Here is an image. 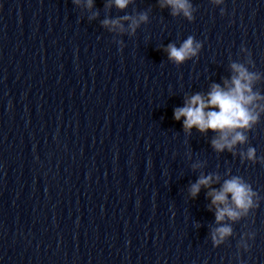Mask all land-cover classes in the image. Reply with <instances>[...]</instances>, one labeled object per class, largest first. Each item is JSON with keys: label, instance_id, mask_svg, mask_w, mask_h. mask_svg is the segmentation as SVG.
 Returning a JSON list of instances; mask_svg holds the SVG:
<instances>
[{"label": "clouds", "instance_id": "obj_1", "mask_svg": "<svg viewBox=\"0 0 264 264\" xmlns=\"http://www.w3.org/2000/svg\"><path fill=\"white\" fill-rule=\"evenodd\" d=\"M131 0H114V4L119 9H124ZM214 4H222L224 0H212ZM77 6L91 10L93 0H72ZM111 7V5H107ZM160 7H170L171 15H183L188 20L193 17V5L190 0H160ZM224 9L221 8L223 15ZM95 13L89 19L95 18ZM147 14L141 13L138 18L125 16L119 19H104L102 25L109 31H125L122 20H128L129 34H134L141 23L147 22ZM201 43L194 37L189 36L180 47L175 44H169L165 49L168 58L175 64H181L184 61L197 55L201 48ZM244 51L245 48L241 47ZM231 68L235 73L231 81L225 80V87L219 84H213L211 91L205 98L201 94H195L187 98L185 106L174 110V119L179 121L183 117V129L185 133L191 132L196 128L199 132L204 133L212 130L218 133V136L211 141L212 147L217 152H223L227 149L233 152L237 145L248 143L247 132L259 122L260 112L255 111L259 107L264 111V105H257L258 100L264 99L259 93L253 92V82L259 79L258 74L249 72L242 63L233 62ZM206 109H208L206 111ZM242 162L249 161L252 164H264V157H257L256 149L249 146L246 150L239 152ZM194 168L197 165L193 166ZM219 180V177H216ZM213 183V176L202 175L196 183L192 184L189 192L191 197L195 198L200 192L201 187H209ZM208 195L211 197L212 205L216 206L215 219L220 226L211 232L213 246H218L224 242L227 237L233 235L232 227L227 223H222L226 219L238 221L246 217L256 207H258V193L253 190L252 186L242 177L233 176L225 180L220 190L212 189ZM230 197V199H229ZM255 198V199H254ZM245 235L252 239L254 233H247L241 237L238 247H243L245 251L249 249Z\"/></svg>", "mask_w": 264, "mask_h": 264}]
</instances>
